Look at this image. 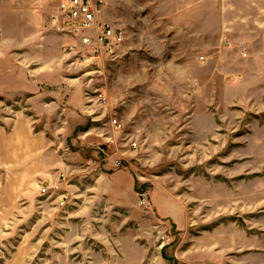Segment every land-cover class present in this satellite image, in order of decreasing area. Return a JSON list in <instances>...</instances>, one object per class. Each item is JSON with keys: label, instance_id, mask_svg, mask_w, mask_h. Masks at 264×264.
<instances>
[{"label": "rangeland", "instance_id": "rangeland-1", "mask_svg": "<svg viewBox=\"0 0 264 264\" xmlns=\"http://www.w3.org/2000/svg\"><path fill=\"white\" fill-rule=\"evenodd\" d=\"M102 1L125 35L115 58L57 31L60 0H0V126L25 116L64 165L4 201L0 264H264V104L240 90L250 67L219 34L218 2ZM115 171L137 192L124 209L93 191Z\"/></svg>", "mask_w": 264, "mask_h": 264}, {"label": "crops", "instance_id": "crops-1", "mask_svg": "<svg viewBox=\"0 0 264 264\" xmlns=\"http://www.w3.org/2000/svg\"><path fill=\"white\" fill-rule=\"evenodd\" d=\"M215 1L218 2L219 34L230 37L227 46L235 43L238 62L243 66L248 63L250 67L243 69V76H252V79L242 81L240 90L252 91L254 98H259L260 103L264 104V0ZM178 23L175 20L168 21V25L174 28L171 36L173 41L181 38L180 31L175 29L180 26ZM185 37L191 40L189 32ZM5 125L0 126V218L3 217L4 201L17 202L18 196L25 190L38 186L39 179L52 181L55 171L63 170L64 167L58 161L60 159L51 141L43 132L35 133L25 116H18ZM94 185L93 191L97 195L106 197L120 209L134 204L133 195L137 192L134 180L127 172L99 175L94 178ZM154 201L153 206L161 218L176 219L178 223H183L182 211L171 199L155 196ZM133 240L131 235L126 237L129 249L137 251ZM129 261L130 264L135 262L132 258Z\"/></svg>", "mask_w": 264, "mask_h": 264}, {"label": "built area", "instance_id": "built-area-1", "mask_svg": "<svg viewBox=\"0 0 264 264\" xmlns=\"http://www.w3.org/2000/svg\"><path fill=\"white\" fill-rule=\"evenodd\" d=\"M103 6L102 0H60L57 14L53 18L59 33L75 40L80 46L86 48L88 53H103L110 58H115L124 44V33L111 25L98 20V13ZM203 61V58L200 59ZM105 101L104 98H101ZM110 125L120 128L116 118ZM136 144H130L135 148ZM122 166L121 160H114L113 167ZM61 191L59 184L43 185L39 189L42 196H54ZM146 195H139V204L146 205Z\"/></svg>", "mask_w": 264, "mask_h": 264}]
</instances>
